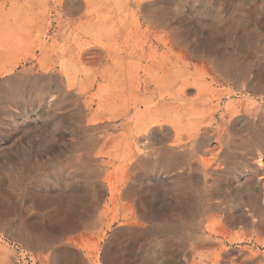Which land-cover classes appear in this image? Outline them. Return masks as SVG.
Wrapping results in <instances>:
<instances>
[{
	"label": "rangeland",
	"instance_id": "rangeland-1",
	"mask_svg": "<svg viewBox=\"0 0 264 264\" xmlns=\"http://www.w3.org/2000/svg\"><path fill=\"white\" fill-rule=\"evenodd\" d=\"M14 1L18 4L20 0H12V3ZM2 4L4 0H0V7ZM161 6L166 33L175 31L188 42L200 43L217 56L219 67L225 68L226 74L223 71L217 74L225 77L221 78L228 84L214 87L220 94L212 97V103L220 98L226 101L221 92L231 87L238 94L233 98H244L255 110L249 119L236 120L234 129L228 131L224 162L218 168L221 176L207 181L198 174V168L187 174L186 167L193 158L180 152L165 158L154 156L150 153L157 146L150 145L145 152L147 155L143 154L144 161L132 173L130 185L133 195L142 190L148 192L153 187L162 188L148 206L146 219L139 217L142 207H129L126 211L127 207L120 203L106 206L105 188L98 207H71L76 208L82 227L65 237L46 234V218L55 213L56 207H42L35 201L42 192L53 194L71 184L63 179L61 172L63 166L78 163L83 144L96 141L93 145L97 153L105 139L126 130L121 119L112 118V113L116 109L120 111V107L108 106L112 114L107 118L108 125L82 131L81 78L70 91L68 101L54 113L42 115L35 121L32 114L45 113L47 108L44 107L52 98H47L44 105L31 88L20 92L0 91V264H58L55 254L62 249L69 250L83 264H104L103 252L111 238L135 221L143 225L144 234L120 244L116 253L119 264H140L143 257L150 258L153 250L163 264H264V160L260 166L253 165L247 155L252 147L264 150V140H256L257 135H264V0H162ZM83 10L84 2L70 15V20L82 17ZM130 14L129 26L136 28L143 15ZM243 32H247L249 44L239 50L237 38ZM68 33V41H65L68 45L74 37H81L74 26ZM58 39L56 43H62ZM33 46L23 48L18 42H0V64H7L8 72L0 71V89L11 78L22 74H44L37 66L29 68L36 63L30 61L29 55L36 52V58L39 57ZM62 86L66 89L64 82ZM195 94V90H187L184 97L191 101ZM127 95L129 97L130 93ZM154 102L158 99H153ZM10 113H28L31 117L22 130L14 131L8 123ZM63 114L69 115L68 118L59 121ZM86 115L83 111V125L89 127L93 123L87 124ZM173 137H169L168 145ZM214 146L215 141L211 140L204 148L213 147L215 153ZM106 158L100 157L95 162L94 169L99 172L97 180L101 182L107 175H117L122 164L121 159L113 162ZM171 177L178 178L173 185L177 188L176 200L170 198ZM192 178L194 181L190 182ZM247 199H255L257 203L254 207L251 202L239 204ZM243 213L257 226L237 221L236 225L230 224L229 217L236 218ZM125 214L128 220L123 218ZM131 214L134 219L130 218ZM24 232L36 238H49V246L41 250L27 246L20 237ZM72 240L73 244L69 242ZM21 252L25 254L24 260ZM30 253L34 255L33 261Z\"/></svg>",
	"mask_w": 264,
	"mask_h": 264
},
{
	"label": "bare ground",
	"instance_id": "bare-ground-1",
	"mask_svg": "<svg viewBox=\"0 0 264 264\" xmlns=\"http://www.w3.org/2000/svg\"><path fill=\"white\" fill-rule=\"evenodd\" d=\"M116 1L84 0V14L74 20H70V15L83 5L80 0H20L18 4L4 0L0 7V42H18V46L23 48L33 44L39 57L36 58L35 50L29 55L30 61H36L29 68L37 66L44 72L43 75L25 73L11 78L0 91L20 92L31 88L44 105H47V98H52L44 107L47 108L45 113L32 114L35 121L42 115L54 113L68 101L70 91L75 89L77 80L81 78V130L94 131L104 124L108 125L110 104L120 107V111L116 109L112 113V118H116V121L117 118L121 119L126 129L118 136L105 139L97 153L93 145L96 141L83 144L78 163L63 166L61 172L63 179L71 181V184L53 194L42 192L35 201L42 207H56L55 213L46 218V234L55 233L65 237L82 227V219L77 215L76 208L71 207H98L105 188L106 206L120 203L127 207L126 211L129 207H142L139 217L146 219L148 206L162 188L153 187L148 192L142 190L133 195L130 185L132 173L144 161L143 154L150 145L157 146L150 153L154 156L165 158L180 152L193 158L186 167L187 174L198 168V174L207 181L219 178L221 174L218 168L224 162L228 131L234 129L236 120H247L255 111L247 105L242 94H239L242 99L233 98L238 94L231 87L221 92L226 101L220 98L212 103V97L220 94L214 87L228 84L222 79L225 77L217 74L219 71L226 74L225 68L219 67L217 56L200 43L188 42L175 31H164L162 0H124L122 4ZM130 13L143 15L136 28L129 26ZM53 23L56 25L53 26ZM71 26L81 37H74L68 45L65 41H68ZM246 33L237 38L239 50L249 44ZM57 39L62 43H56ZM6 67L7 64H0V71L8 73ZM63 82L66 89L62 86ZM111 90L114 91L112 95ZM187 90L196 92L191 101L184 97ZM126 92L130 93L129 97ZM110 97L114 99L110 100ZM153 99H158V102L152 103ZM95 101V109L92 110ZM83 111L87 112V124L93 123L89 127L83 125ZM67 116L63 114L59 121L67 119ZM29 117L28 113H10V128L22 130ZM171 135L174 137L168 145ZM211 140L215 141V153L213 147L204 148ZM256 140H264V135H257ZM247 155L252 158L253 165L260 166L264 160V150L259 151L255 147ZM100 157H108L113 162L122 160L119 173L113 177H110L112 174L107 175L104 182L97 180L99 172L94 169ZM177 179L170 178L169 191L173 200H176L177 188L173 185ZM250 202L253 207L257 203L255 199H247L239 204ZM123 218L128 220L126 214ZM130 218L134 219L133 214ZM229 218L231 225L249 222L251 226H257L244 213ZM142 234L144 227L136 221L132 226L116 232L103 252L104 264H119L116 253L120 244L126 240L133 241V236ZM20 237L23 243L37 250L46 249L50 243L49 238H36L25 232ZM29 255L33 261L34 255ZM55 256L58 264H83L67 249L57 250ZM23 257L24 253L21 254L22 260ZM149 257H143L146 260L142 258L140 264H163L154 250Z\"/></svg>",
	"mask_w": 264,
	"mask_h": 264
},
{
	"label": "built area",
	"instance_id": "built-area-1",
	"mask_svg": "<svg viewBox=\"0 0 264 264\" xmlns=\"http://www.w3.org/2000/svg\"><path fill=\"white\" fill-rule=\"evenodd\" d=\"M21 254H22V252H21ZM24 258H25V257H23V260H24Z\"/></svg>",
	"mask_w": 264,
	"mask_h": 264
}]
</instances>
